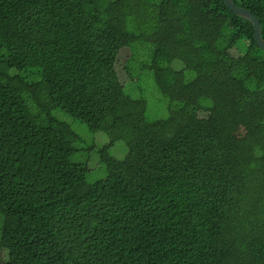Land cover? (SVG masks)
I'll use <instances>...</instances> for the list:
<instances>
[{
  "label": "trees",
  "instance_id": "obj_1",
  "mask_svg": "<svg viewBox=\"0 0 264 264\" xmlns=\"http://www.w3.org/2000/svg\"><path fill=\"white\" fill-rule=\"evenodd\" d=\"M232 2L264 41V0ZM122 50L167 98L166 118L124 92ZM55 110L123 141L125 160L88 183ZM0 251V264H264L251 23L223 0H0Z\"/></svg>",
  "mask_w": 264,
  "mask_h": 264
},
{
  "label": "rangeland",
  "instance_id": "obj_2",
  "mask_svg": "<svg viewBox=\"0 0 264 264\" xmlns=\"http://www.w3.org/2000/svg\"><path fill=\"white\" fill-rule=\"evenodd\" d=\"M128 58L129 51L122 50L118 54L115 63V71L123 85L124 92L133 99L144 98L147 103L146 118L149 121L166 118L169 106L167 98L157 90L150 73L138 68L137 64L141 61L136 58L128 64ZM127 64L126 71L130 79L124 70V65ZM179 65L181 64L177 66L179 67ZM28 73H32V71H28ZM13 74H16V72H13ZM22 75L25 76L24 74ZM53 114L59 120L67 123L78 136L73 143L75 153L72 156V161L87 168L85 179L88 183H95L105 179L110 175L109 168L112 162L122 163L125 160L127 148L123 141H117L110 146L109 137L105 133L90 132L84 123L73 119L60 110H55ZM121 168V165H111V169L116 172L120 171ZM4 259L5 253L0 251V261L3 262Z\"/></svg>",
  "mask_w": 264,
  "mask_h": 264
},
{
  "label": "water",
  "instance_id": "obj_3",
  "mask_svg": "<svg viewBox=\"0 0 264 264\" xmlns=\"http://www.w3.org/2000/svg\"><path fill=\"white\" fill-rule=\"evenodd\" d=\"M223 3L233 14L240 16L251 23L254 40L258 47L264 50V41L260 36V23L258 19L249 10L236 6L232 0H223Z\"/></svg>",
  "mask_w": 264,
  "mask_h": 264
}]
</instances>
